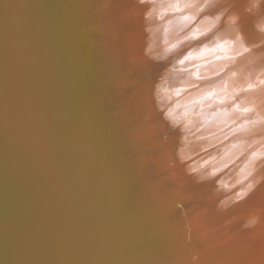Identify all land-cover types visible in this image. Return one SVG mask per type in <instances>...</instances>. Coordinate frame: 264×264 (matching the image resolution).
<instances>
[{
  "label": "bare ground",
  "instance_id": "6f19581e",
  "mask_svg": "<svg viewBox=\"0 0 264 264\" xmlns=\"http://www.w3.org/2000/svg\"><path fill=\"white\" fill-rule=\"evenodd\" d=\"M98 8L100 17L92 14ZM80 11L75 14L84 29L97 27L85 47L93 79L110 84L87 88L104 93L94 107L108 158L128 163L132 148L157 145L122 165L113 176L122 188L105 193L116 200L108 216L120 222L122 264H198L210 254L217 262L225 243L248 240L258 257L264 171L250 186V170L257 171L261 155L248 141L264 140V0H91ZM153 64L162 73L152 96L144 95L146 83L143 89L115 84ZM128 172L132 178H125ZM62 206L59 219L65 220L67 202ZM191 223L209 226L183 238L167 235V229ZM149 235L164 238L149 241ZM197 237L200 245L221 244L186 252ZM63 239L61 232V258Z\"/></svg>",
  "mask_w": 264,
  "mask_h": 264
},
{
  "label": "water",
  "instance_id": "95a60500",
  "mask_svg": "<svg viewBox=\"0 0 264 264\" xmlns=\"http://www.w3.org/2000/svg\"><path fill=\"white\" fill-rule=\"evenodd\" d=\"M89 3L0 0V264H122L120 222L108 216L116 200L105 193L122 188L123 182L113 178L122 165L143 155L141 149L151 148L153 153L157 145L132 148L128 163L115 164L108 158L94 107L104 93L87 92L93 82L102 89L110 86L106 79H93V58L85 57L87 39L97 27L84 29L75 14ZM99 12L98 8L92 14L100 17ZM106 49L102 45L101 50ZM150 66L149 71L115 84L142 89L147 85L150 89L144 95L152 96L162 72L157 65ZM170 133H177V128ZM248 144L261 155L257 171L250 170L251 186L264 171V140ZM126 175L132 178L129 172ZM65 191L72 201H66ZM63 202L68 205L65 220L59 219ZM208 226L183 224L176 231L167 229V235L183 238ZM155 237L149 235L147 240L164 238ZM170 240L183 248L181 242ZM202 242L197 237L196 247L186 252L220 246L221 239L212 246ZM248 243L227 242L221 249L223 259L216 262L217 254H210L209 260L198 264H264V237L258 257Z\"/></svg>",
  "mask_w": 264,
  "mask_h": 264
},
{
  "label": "rangeland",
  "instance_id": "374dc122",
  "mask_svg": "<svg viewBox=\"0 0 264 264\" xmlns=\"http://www.w3.org/2000/svg\"><path fill=\"white\" fill-rule=\"evenodd\" d=\"M138 52H139V51H138ZM132 53H133V52H132ZM137 55H138V53H137ZM128 57H129V56L127 55V59H126V60H128V62H132V60H134L133 58H131L132 60L129 58V59H130V61H129ZM136 57H137V56H136ZM141 57H142V56H140L138 59H142ZM134 61H135V60H134ZM137 61H138V60H137ZM134 63H135V62H134Z\"/></svg>",
  "mask_w": 264,
  "mask_h": 264
},
{
  "label": "clouds",
  "instance_id": "9594fccd",
  "mask_svg": "<svg viewBox=\"0 0 264 264\" xmlns=\"http://www.w3.org/2000/svg\"><path fill=\"white\" fill-rule=\"evenodd\" d=\"M252 223H254V222H249V224H246L245 226L246 227L251 226Z\"/></svg>",
  "mask_w": 264,
  "mask_h": 264
}]
</instances>
